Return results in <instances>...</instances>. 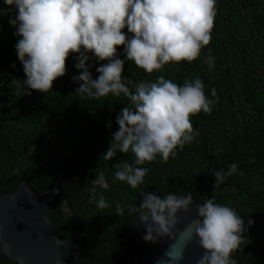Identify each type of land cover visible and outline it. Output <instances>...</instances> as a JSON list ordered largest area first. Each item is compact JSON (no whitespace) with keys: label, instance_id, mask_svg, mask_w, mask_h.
I'll return each mask as SVG.
<instances>
[{"label":"trees","instance_id":"16d2710c","mask_svg":"<svg viewBox=\"0 0 264 264\" xmlns=\"http://www.w3.org/2000/svg\"><path fill=\"white\" fill-rule=\"evenodd\" d=\"M0 8H8L3 0ZM216 9L212 40L199 59L169 63L152 74L125 62L123 76L136 83L155 82L164 75L183 85L185 79L198 77L215 102L211 114L191 117L199 135L175 158L164 162L157 156L140 165L148 172L135 189L115 178L116 163L134 165L131 151L118 152L111 160L101 158L119 129L117 116L131 106L128 98L109 94L89 99L76 93L79 84L72 77L80 74L75 67L78 54L66 60L67 72L53 82V89H29L31 94H25L26 76L15 47L21 37L9 23L18 10L12 7L0 16V195L14 192L22 178L38 193L72 178L62 197L50 205L48 216L61 239L84 242L80 264H133L136 232L128 205H139L141 191L161 197L191 193L194 202L202 203L213 197L253 219L255 225L246 236L250 242L236 257L239 264H264V0H216ZM118 52L124 59L123 46ZM209 54L215 58L211 68L205 63ZM104 63L94 56L88 61L93 79ZM233 163L236 172L214 189L211 170L227 172ZM98 173L104 174L107 189L94 182ZM101 197L109 207L101 209L92 202ZM117 205L124 208L123 215H117ZM0 264L17 263L0 254Z\"/></svg>","mask_w":264,"mask_h":264},{"label":"clouds","instance_id":"9594fccd","mask_svg":"<svg viewBox=\"0 0 264 264\" xmlns=\"http://www.w3.org/2000/svg\"><path fill=\"white\" fill-rule=\"evenodd\" d=\"M3 3L8 8H0V16L12 7L18 10L9 23L17 29L15 35L21 37L15 47L26 76L25 94H31L29 89L43 93L53 89V82L67 72L66 60L71 54H78L75 67L80 74L72 77L79 84L76 93L89 99L123 94L130 101L131 106L123 108L117 116L119 129L101 156L111 160L118 152L134 154L135 166L128 162L115 164L116 179L138 188L148 172L140 165L155 161L157 156L164 162L175 158L178 150L182 151L199 135L191 117L201 112L211 114L215 103L206 96L200 78L185 79L180 85L160 75L155 82L136 83L126 79L123 72L126 61L152 74L162 72L169 63L199 59L212 40L216 0H3ZM121 46L124 59L119 58ZM88 53L98 61H107L96 68L99 73L96 79L89 71L92 56ZM214 59L210 54L205 57L209 68L213 67ZM19 82L16 80L18 89ZM212 96H216L215 88ZM237 168L233 163L227 172L212 169L214 189L224 184ZM94 182L104 189L109 187L103 173H98ZM140 195L142 201L138 206L128 205V211L135 217L136 226L145 230L142 239L153 244L163 237L175 240L178 213H187L194 205L191 193L181 196L167 193L161 197L141 191ZM92 202L101 209L110 206L103 197L93 198ZM195 205L197 218L185 229L188 235L184 248L195 237L204 250L196 264H237L233 257L250 242L244 236L242 217L234 208L216 203L213 197ZM116 213L123 215L124 208L117 205ZM165 255L179 261L183 259V249L177 252L173 244Z\"/></svg>","mask_w":264,"mask_h":264},{"label":"water","instance_id":"95a60500","mask_svg":"<svg viewBox=\"0 0 264 264\" xmlns=\"http://www.w3.org/2000/svg\"><path fill=\"white\" fill-rule=\"evenodd\" d=\"M71 183L72 178H66L59 185L38 193L30 187L28 180L22 178L14 192L1 194L0 254L17 264H80V255L85 249L84 242L61 239L57 226L48 216L50 205L62 197ZM200 203L202 202L197 200L189 212L178 213L175 240L172 237H163L155 244L144 241L142 237L145 230L136 226L134 217L136 233L131 246L133 264H196L204 250L195 237L186 248L184 242L188 235L185 229L197 218L195 204ZM242 219L246 237L255 222L248 217ZM173 244L177 252L183 249L182 260H170L165 255ZM233 258L239 264L238 257Z\"/></svg>","mask_w":264,"mask_h":264}]
</instances>
